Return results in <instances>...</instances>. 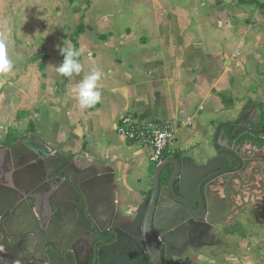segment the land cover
I'll list each match as a JSON object with an SVG mask.
<instances>
[{
  "label": "crops",
  "instance_id": "crops-1",
  "mask_svg": "<svg viewBox=\"0 0 264 264\" xmlns=\"http://www.w3.org/2000/svg\"><path fill=\"white\" fill-rule=\"evenodd\" d=\"M145 2L150 12L146 19L140 18L142 27L138 31H148V37L141 33V38H135L128 27L117 33L113 22L118 12L113 17L102 10L96 12L82 1L73 3L71 7L77 10H72L74 15L66 23L71 31L68 41L43 36L44 32H53L46 22L32 43L37 52L19 63L12 62L13 71L0 75V131H5L2 136L13 131L79 166L111 170L121 202L128 208H135L149 190V186L143 190L139 174L151 160V151L116 134L121 118L138 124H168L173 132L164 159L186 157L197 163L204 162L205 153L211 155L204 156L206 159L213 157L216 128L234 120L243 108L253 109V115H259L264 123V103L251 99V93L261 94L262 98L264 93L250 91L254 83L251 76L263 75L261 58L256 63L252 61V45L264 48V10L238 0ZM193 3L196 9H191ZM78 26L81 33L73 36ZM72 41L81 51L82 72L66 78L56 71L63 60L57 46L72 47ZM25 44L27 49L28 42ZM40 64L42 70L38 68ZM93 70L101 72V102L83 109L71 90ZM243 91L246 102L237 100L243 97ZM228 100L232 102L230 106L225 104ZM234 111H239L236 117ZM17 113L21 114L20 121L16 120ZM226 132L225 128L219 129L217 148L225 143ZM133 178L139 191L127 184ZM244 218L245 215L241 225L231 227L226 234L231 251L225 261L264 264L258 249L264 245V214L259 221L253 216L251 221L246 220V224L256 225L255 237L260 235V240L245 233Z\"/></svg>",
  "mask_w": 264,
  "mask_h": 264
},
{
  "label": "flooded vegetation",
  "instance_id": "flooded-vegetation-1",
  "mask_svg": "<svg viewBox=\"0 0 264 264\" xmlns=\"http://www.w3.org/2000/svg\"><path fill=\"white\" fill-rule=\"evenodd\" d=\"M247 108H243L238 116L228 123L232 124L238 121L244 111L242 122L246 126L242 127L256 133L252 134L240 130L241 124L233 126L229 133V136L232 137L228 140L225 136L224 142L227 144L229 151L233 154L239 153L242 158H239L240 166L238 167L233 159L226 157L224 168L235 171L225 179L233 178L234 182L231 181L237 186V188H234V192L237 194L239 191L240 194V196H230V200L233 202L231 209L235 210L245 206L252 207V209L236 210L224 223L213 226L212 234L227 246L228 244L225 241L228 233L225 228L227 224L236 220L240 221L243 215H245V221H251L250 217L252 216L255 221H259L264 209V146L259 145V143L264 142V123L259 120V115L258 117L253 115V109ZM5 137L7 136L5 135ZM17 141H20L21 144L22 142L25 143L23 147H19L20 159L28 158L27 153L29 152L33 153L31 154L32 157L46 151L44 147L38 146L33 140L20 138ZM2 143L3 141L0 142V146H5ZM225 143L221 146L222 150H225ZM215 156L216 154H213L212 158ZM47 157L49 160H56V165L53 164V161H48V172L51 176H48L45 171L46 173L42 179L37 176L39 184L34 185L33 188L30 187L33 191L39 192L34 200L27 199L24 196V191L29 189V185L20 180L17 183L20 191H16L21 197L15 199L14 205L9 209L12 197L8 195V187L0 184L3 190L6 191V193L0 195V204L2 205L0 208V264H26L23 261V256L28 258L26 257L28 254L30 255L28 260L32 261L31 264H45L46 262L48 264H97L95 259L99 249L117 246L118 248L114 249V253L110 254L111 257H123L126 251L135 252L140 245V231L134 223V219L137 208L144 201L149 190L141 202L131 210L123 206L120 191L115 182L113 181L114 188L107 185L105 178L107 171L104 168L79 166L72 159L52 154V152H48ZM17 162H20L18 158ZM30 163L36 167V161ZM14 173L12 170L9 174H5L9 183L13 180ZM0 177L2 176L0 175ZM68 179L79 180V182L76 181L77 188L87 196L86 201L88 200L92 208V214L95 213V217L99 221L97 226L91 221L86 211L80 190L72 186L73 192L71 188L64 185L65 180L68 184ZM225 187L226 183L218 188L221 192ZM13 189L15 190V188ZM49 189H52V191H49ZM53 190H57L59 196L54 197L51 202L48 198ZM63 195H66V198H69L71 202L67 203L61 200L60 198ZM217 196L212 198V203L224 206L225 204ZM110 204L113 205L111 215L109 213ZM1 209L4 210L1 211ZM4 225L13 234L11 239L7 237L3 229ZM24 233L28 235L23 237ZM146 238L149 240L147 242L150 243L149 234L146 235ZM40 243H42L41 249H38ZM10 248L19 256V260L11 257ZM195 252H198V250L188 248L183 257ZM147 264L150 263L147 262Z\"/></svg>",
  "mask_w": 264,
  "mask_h": 264
},
{
  "label": "water",
  "instance_id": "water-1",
  "mask_svg": "<svg viewBox=\"0 0 264 264\" xmlns=\"http://www.w3.org/2000/svg\"><path fill=\"white\" fill-rule=\"evenodd\" d=\"M243 115L244 111L238 121L232 124L223 123L218 125L212 140V149L214 154H216L214 158L206 159V157L202 156L204 162L197 163L193 159L185 157L163 160L156 164L152 171L151 186L148 195L137 208L134 219V223L140 231L139 248H137L135 252L126 251L123 257H111L110 254L114 253V249L116 250L118 248L117 246L99 249L95 259L97 264H147V262L150 264H162V260L170 261L171 259H181L188 248L198 250L205 247L214 248L217 252L231 251V248L212 234V228L214 225L224 223L236 212V210H251L252 207L245 206L235 210L231 209L233 202L230 200V196L235 197L240 196V194L239 191L237 194L234 192V188H237V186L233 183V178L225 179L229 174L235 171L225 169L224 166H226V157H229L233 159L239 167V158H242V156L239 153L233 154V152L229 151L226 143L225 150H222V147L217 148L219 146L217 139L219 129L225 128L227 131L225 136L229 140L232 137L229 136L231 129L238 124H241L240 130L252 134L256 133L255 131L242 127L246 126L242 122ZM23 144L25 143L22 142L21 144L20 141H17L10 148L0 146V175L2 176L0 177V184L8 187V195L12 197L10 207H8L9 209L14 205L15 199L21 197L16 191H20L17 184L20 180L29 185V189L24 191V196L27 199L34 200L39 192L33 191L31 188L39 184V178L42 179L46 172L48 176H51L48 172V161L51 160L53 164L56 165V160H49L47 157L48 152L46 153V151L32 157L31 154L33 153L29 152L27 153L28 158L20 159L18 151L19 147H23ZM38 156H40L39 159ZM17 158L20 162H17ZM32 161H36L37 168L30 163ZM167 169L170 170L169 177L166 184L161 187L160 175ZM12 170L15 173L13 174V180L9 183L5 174H9ZM107 172V176H105L107 182L106 180L105 182L107 185L114 188V175L111 173V170L107 169ZM5 176L6 178H4ZM37 176H39V178H37ZM65 177L67 178V176ZM76 181L79 182V180L68 179V184H66L65 180L64 185L71 189L72 186L77 188ZM225 183V189L220 192L218 187L225 185ZM83 185L85 184L83 183ZM12 187L15 188V190ZM49 191H52V189H49ZM4 193H6V191L0 186V195ZM80 194L83 195V203L91 221L97 226L99 221H97L95 213L94 215L92 214V208L88 200L86 201L87 196L81 190ZM216 195H218V199L225 204L224 206L214 205L212 203V198L216 197ZM56 196H59V192L53 190L48 198L49 201L52 202ZM77 198L79 199L78 195ZM60 199L67 203L71 202L69 198H66V195L61 196ZM1 207L2 205L0 204V208ZM112 208L113 205L110 204V215ZM2 210L4 209H1V211ZM3 229L7 237L11 239L13 234L8 231L5 225ZM148 234L151 238L150 243L147 242L149 240L146 238ZM26 235L28 234L24 233L23 237ZM41 245L42 243H40L38 249H41ZM9 250L11 257L19 260V256L16 255L15 251L11 248ZM29 256V254L26 256L28 258L23 256V261L26 264H31L32 262L28 260ZM45 264L48 263L46 262Z\"/></svg>",
  "mask_w": 264,
  "mask_h": 264
},
{
  "label": "rangeland",
  "instance_id": "rangeland-1",
  "mask_svg": "<svg viewBox=\"0 0 264 264\" xmlns=\"http://www.w3.org/2000/svg\"><path fill=\"white\" fill-rule=\"evenodd\" d=\"M83 2L86 5L93 6V9L99 13V11H104L107 15H112L114 17V14L116 12L120 13L119 15H116L114 19V30L118 33L121 32L123 27H128L131 29L130 31L135 34V38H141L143 34H146V37L149 36L148 31H142L139 32L138 30L142 27L139 21L141 20V17H148L147 15L150 12V7L146 4V0H0V39H4V35L6 36V43H7V56L10 57L11 61L13 63H16L22 59H25L29 56H32V54H35L37 52V47H35V41L36 38L35 35L40 27H43V25H46V22H48L52 28L51 31L53 32H44V35H47L48 37H54L58 38L59 40L68 41L71 31L68 29L69 25L67 20L71 19L74 13L72 10L75 9L74 7H71L73 3L78 5L77 3ZM88 3V4H87ZM81 5V3H80ZM191 7L196 9L194 7V3ZM74 6V5H73ZM83 6V5H82ZM133 7V9L128 10L129 8ZM41 11L43 12L41 14ZM71 15V18H70ZM98 15V14H97ZM95 15V17H98ZM135 21V22H133ZM150 20H148V23ZM127 25V26H126ZM66 30H58L59 27H63ZM48 29V28H47ZM49 30V29H48ZM43 32L41 31L40 34ZM139 39H135V41H138ZM28 42L27 49L24 47L26 45L25 43ZM22 44H21V43ZM32 43H34L32 45ZM138 43H136L137 45ZM255 45V44H254ZM252 45V61L257 62L259 61V58H261L263 66H264V48L260 45H257L254 47ZM251 53V52H250ZM19 56V57H18ZM14 58V59H13ZM23 62V61H22ZM251 67V66H250ZM254 71V70H253ZM249 73H253L251 69L248 71ZM263 75V77L255 78L252 77V80L254 83H252L251 90H261V92L264 93V69L260 72ZM238 81V79H235V82ZM256 92V91H255ZM250 93V92H249ZM253 102L260 101L264 103V98H262V95L257 93H251ZM243 97L240 96V99H237L238 101L243 100L246 102L245 95L246 92L243 91L242 93ZM264 97V95H263ZM261 103V104H262ZM238 105V104H237ZM264 105V104H263ZM239 111H234L233 116L236 117L235 114H238ZM232 114V113H231ZM223 116V115H222ZM5 131H0V139L2 142L6 137L2 136V134ZM23 133V132H22ZM7 134V133H6ZM211 150L212 147H211ZM213 152V151H212ZM206 154V155H205ZM203 154V157H209L211 155H208V153ZM152 154H150L151 156ZM149 166V170L147 167ZM156 164L152 163L150 160L147 161V166L144 168L142 167L140 171L142 173L139 174V176L142 177V183L141 186L143 187V190H146L148 186L151 185V173L153 169L155 168ZM140 177V178H141ZM145 182V183H144ZM119 186L123 188V183L121 181L118 182ZM127 184L130 188H133L136 191H139V185L136 182V179L133 178V181H128ZM127 207V206H124ZM131 209H134V207H129ZM242 219L236 220L230 224H227L225 227L226 230H229L231 227L239 224L241 225ZM250 223V222H249ZM244 227L245 233H252L253 238L260 240V235L255 237L256 231V225L252 224H246V221H244V224H242ZM232 235V234H231ZM264 238V235L262 236ZM259 243V242H258ZM264 245L261 244V247H258L260 249L261 257L264 256ZM251 249H249L245 253H249ZM259 251V250H258ZM258 253V254H260ZM244 254H242L243 256ZM229 256L228 252H217L214 248H201L198 249V252H195L193 254H188L186 257H183L181 259L182 264H228V262L225 261V257ZM216 257H222V259L217 260ZM264 258V257H262Z\"/></svg>",
  "mask_w": 264,
  "mask_h": 264
},
{
  "label": "clouds",
  "instance_id": "clouds-1",
  "mask_svg": "<svg viewBox=\"0 0 264 264\" xmlns=\"http://www.w3.org/2000/svg\"><path fill=\"white\" fill-rule=\"evenodd\" d=\"M60 54L63 56L62 62L56 71L63 77L71 78L74 74L79 75L82 72V64L79 61L81 51L75 47L57 46ZM13 71L12 61L7 56V44L4 39H0V75L8 74ZM101 72L93 70L91 74L84 76L71 90L78 104L83 109H89L101 102V91L99 81Z\"/></svg>",
  "mask_w": 264,
  "mask_h": 264
},
{
  "label": "built area",
  "instance_id": "built-area-1",
  "mask_svg": "<svg viewBox=\"0 0 264 264\" xmlns=\"http://www.w3.org/2000/svg\"><path fill=\"white\" fill-rule=\"evenodd\" d=\"M173 129L166 123L138 124L127 118H121L116 127V134L124 141L138 144L151 151V161L162 162L170 142Z\"/></svg>",
  "mask_w": 264,
  "mask_h": 264
},
{
  "label": "trees",
  "instance_id": "trees-1",
  "mask_svg": "<svg viewBox=\"0 0 264 264\" xmlns=\"http://www.w3.org/2000/svg\"><path fill=\"white\" fill-rule=\"evenodd\" d=\"M238 2L241 3V4L253 5L255 8H259L261 10H264V3L263 4H259L258 2L254 1V0H248V1L238 0ZM80 33H81V28H80V26H78L76 28L75 34H73V36H78ZM72 42H73L72 43V47H75L77 49L76 43L74 41H72ZM42 66H43L42 64L39 65V67H38L39 70L43 69ZM225 104H227V106H230L232 104V102L230 100H228V102H226ZM16 120L17 121L21 120V114L17 113ZM6 136L7 137L4 139L2 144L5 145V146H8V147H10L13 144H15V142L21 137L20 135H17L13 131L7 132ZM259 145H263L264 146V142L263 143H259ZM169 173H170V170L167 169L160 175V186H164L166 184L167 179L169 177ZM162 264H182V263H181V260L172 259L170 261L162 260Z\"/></svg>",
  "mask_w": 264,
  "mask_h": 264
}]
</instances>
